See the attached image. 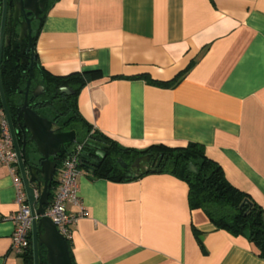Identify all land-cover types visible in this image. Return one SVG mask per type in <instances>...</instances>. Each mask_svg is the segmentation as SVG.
Here are the masks:
<instances>
[{
    "label": "crops",
    "instance_id": "crops-1",
    "mask_svg": "<svg viewBox=\"0 0 264 264\" xmlns=\"http://www.w3.org/2000/svg\"><path fill=\"white\" fill-rule=\"evenodd\" d=\"M49 5L37 25V58L56 76L100 71L77 98L91 126L138 150L202 143L264 208V0ZM191 62L174 87L149 82L172 80ZM60 177L59 167L54 193ZM78 183L87 214L69 239L75 264H264L247 236L191 208L188 184L172 174L114 181L82 168ZM17 209L14 177L0 162V264H32L11 247Z\"/></svg>",
    "mask_w": 264,
    "mask_h": 264
},
{
    "label": "trees",
    "instance_id": "trees-1",
    "mask_svg": "<svg viewBox=\"0 0 264 264\" xmlns=\"http://www.w3.org/2000/svg\"><path fill=\"white\" fill-rule=\"evenodd\" d=\"M1 18L2 12L0 13V26ZM43 19L44 15L37 22L38 26L42 24ZM39 29L36 33L33 32L34 44ZM27 46V41H25L20 49ZM193 66L194 62H191L186 69L169 81L148 79L152 84L174 87ZM1 76L15 125L18 124L17 117L24 103L28 82H31V89L41 85L42 94L35 97L30 92L28 104L41 115L56 121L60 129L77 131V142L84 144L81 168H86L95 177H104L114 181H128L148 173L172 174L188 184V199L191 208L202 209L217 228L225 229L235 236H246V232H249V240L260 249V254L264 257V208L248 193L238 189L227 179L222 166L207 155L204 144L190 142L186 146H168L161 143L153 144L143 150L126 148L89 124L79 110L77 98L88 82L100 77L98 69L76 72L67 76H56L47 72L38 58L31 68L29 61L22 62L12 47L7 46L4 48ZM62 87H69L74 93H65ZM0 108H3L1 97ZM21 136L20 134L19 137ZM100 142L104 145H100ZM71 146L67 145L62 148L57 159L58 169L63 160L70 155ZM100 150L105 152L103 156H98ZM143 155H150L152 160L157 159V163L154 165L152 162L147 163V171L141 176H128L130 163ZM123 162H127V167L122 165ZM88 164L92 165L90 169ZM190 164L196 166L197 172L190 170ZM56 183L57 179L54 178L50 189V202L55 195L53 187ZM67 241L72 258L70 240L67 239ZM39 254V264H50L44 245L40 246ZM24 256L26 260L34 264L32 241ZM72 263L75 264L73 258Z\"/></svg>",
    "mask_w": 264,
    "mask_h": 264
},
{
    "label": "water",
    "instance_id": "water-1",
    "mask_svg": "<svg viewBox=\"0 0 264 264\" xmlns=\"http://www.w3.org/2000/svg\"><path fill=\"white\" fill-rule=\"evenodd\" d=\"M46 0H2V18L0 26V97L6 113L14 147L18 155V166L23 180L27 198L34 215L32 227V241L34 250V264H39L40 246L47 250V260L50 264H73L67 239L59 232L51 218L44 215L50 205V189L57 171V159L64 146L73 145L71 153L77 147V131L54 129L58 123L41 115L28 104L30 92L38 97L43 92V87L37 85L31 89L29 81L25 90L24 103L18 114V124L15 125L9 110L3 87L1 68L4 48L11 46L22 62H30L31 68L37 59L35 44L32 41V23L38 18L44 8ZM13 4V5H12ZM26 11V12H24ZM10 18L13 23L10 27ZM23 18V19H22ZM28 40V46L20 49L23 42ZM63 92L72 94L69 87H62ZM22 135L19 137V135ZM21 138V142H20ZM100 145H104L100 142ZM105 152L99 151L98 156ZM37 154L38 157L36 156ZM157 163L150 155L137 157L128 169V176H141L147 171V163ZM93 165V163H92ZM88 164V168L92 167ZM122 165L127 167V162ZM190 170L197 172L194 164H190ZM249 236V232H246Z\"/></svg>",
    "mask_w": 264,
    "mask_h": 264
},
{
    "label": "built area",
    "instance_id": "built-area-1",
    "mask_svg": "<svg viewBox=\"0 0 264 264\" xmlns=\"http://www.w3.org/2000/svg\"><path fill=\"white\" fill-rule=\"evenodd\" d=\"M83 143H78L76 149L67 156L61 166V177L58 190L44 215L51 218L59 232L66 238L72 236L76 221L87 214L79 196L78 177L82 172L80 167ZM0 162L7 165L15 180L16 202L18 209L13 216L15 229L12 237V250L25 254L31 246V231L34 215L29 204L26 189L18 170V155L14 147L10 125L4 111L0 108ZM79 208L77 213L70 212L68 204Z\"/></svg>",
    "mask_w": 264,
    "mask_h": 264
},
{
    "label": "flooded vegetation",
    "instance_id": "flooded-vegetation-1",
    "mask_svg": "<svg viewBox=\"0 0 264 264\" xmlns=\"http://www.w3.org/2000/svg\"><path fill=\"white\" fill-rule=\"evenodd\" d=\"M51 3V0H46V2H45V4H44V8H43V10H42V12L39 14V16H38V18L37 19H35L34 21H33V23L34 22H38L39 20H40V18H42V16L44 15V13L46 12V10H47V8H48V6H49V4ZM2 5H3V3H2V0H0V13L2 12ZM13 5V4H12ZM24 12H26V11H24ZM23 19V18H22ZM12 23H13V18H10V25H12ZM32 23V24H33ZM11 27V26H10ZM33 36H34V34L32 33V41H33ZM25 41H27V44H28V40L26 39ZM24 41V42H25ZM23 42V43H24ZM34 42V41H33ZM32 89H34V88H32ZM53 120V119H52ZM59 126H58V124L57 125H55L54 126V129H57ZM74 146V144L71 146V147H73ZM70 147V148H71ZM132 164V162L130 163V165Z\"/></svg>",
    "mask_w": 264,
    "mask_h": 264
},
{
    "label": "rangeland",
    "instance_id": "rangeland-1",
    "mask_svg": "<svg viewBox=\"0 0 264 264\" xmlns=\"http://www.w3.org/2000/svg\"><path fill=\"white\" fill-rule=\"evenodd\" d=\"M37 28H38V26H37V22H34V23L32 24L33 32H36V31H37ZM58 173H59V172H58Z\"/></svg>",
    "mask_w": 264,
    "mask_h": 264
}]
</instances>
